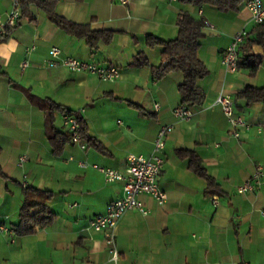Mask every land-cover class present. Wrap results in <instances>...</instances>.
Returning <instances> with one entry per match:
<instances>
[{
  "label": "crops",
  "instance_id": "obj_1",
  "mask_svg": "<svg viewBox=\"0 0 264 264\" xmlns=\"http://www.w3.org/2000/svg\"><path fill=\"white\" fill-rule=\"evenodd\" d=\"M14 1L0 0V15L10 12ZM249 1H243L239 12L226 13L182 0H130L127 5L118 0H59V15L92 31L114 32L97 49L32 7L35 21L22 18L0 43L5 72L0 77V223L13 230L19 225L24 184L53 193L48 205L56 219L28 235L0 232V264H264V104L238 99L248 86L264 87V60L255 76L244 66L229 71L222 64L243 30L247 37L239 56L264 55L262 45L249 43L256 26ZM181 13L204 20L198 56L209 70L198 82L203 103L193 107L188 121L173 114L182 104L183 74L154 80L152 67L162 63V47L147 43L150 35L176 38ZM53 47L61 50V58L117 66L121 77L104 82L94 74L51 67ZM139 55L148 58V67L132 65ZM25 60L30 65L22 70ZM221 93L232 96L237 112L252 124L239 139L230 132L222 108L214 105ZM44 99L81 113L92 140L85 141V150L72 142L60 111L55 129L65 141L49 138L46 113L37 103ZM169 125L174 129L162 151L160 182L167 202L160 206L143 195L149 214L129 211L123 216L116 229L119 259L114 261L105 234L90 223L124 196L123 184L108 183L102 173L81 169L79 162L121 170L128 154H153L162 127ZM184 150L196 152L217 186L209 188L189 168V158L178 153ZM23 156L28 161L21 168ZM258 166L263 168L260 186L239 193ZM215 197L219 206L213 204Z\"/></svg>",
  "mask_w": 264,
  "mask_h": 264
},
{
  "label": "trees",
  "instance_id": "obj_2",
  "mask_svg": "<svg viewBox=\"0 0 264 264\" xmlns=\"http://www.w3.org/2000/svg\"><path fill=\"white\" fill-rule=\"evenodd\" d=\"M22 8V18H29L30 21H35L32 14V7H37L42 10L49 20L57 27L67 33L84 39L92 49L98 48V43L101 41L110 42L114 32L110 31H92L87 24H78L72 22L57 12L59 0H18ZM185 3L192 4L198 7L205 5L212 6L221 12H239L243 6L244 0H182ZM20 19V20H21ZM19 20V22H20ZM205 24L203 19H197L188 13H181L178 22V35L171 40H162L153 35L148 36L147 43L150 47H162V63L157 67H152V78L160 80L166 75L179 72L184 76L183 83L179 86V93L182 104L196 107L203 103L205 98L203 90L198 86V82L204 79L209 70L205 64L199 59V51L201 40L204 36ZM14 29H10L8 34L0 38V43L6 42ZM252 33H255V39H250L249 43L259 44L264 47V24H256ZM250 35V34H249ZM248 35V36H249ZM242 47V46H241ZM244 50H248L244 47ZM264 55L245 52L239 56L238 67L244 66L249 69L250 75L255 76L259 67L262 65ZM136 68L148 67L150 62L147 57L139 55L132 64ZM0 65V77L4 76ZM238 99L246 101L248 104H264V87L248 86L246 90L238 96ZM45 111L47 121V134L51 140H57L59 137L55 129V114L56 112L74 113L77 114L83 132L84 141L92 142L88 137L87 123L84 118L67 108L56 104L52 100L44 99L37 102ZM69 140V137H66ZM59 140V139H58ZM61 141H65L61 137ZM59 140V141H60ZM1 152V150H0ZM179 156L189 158V168L199 177L205 179L209 188L218 184L214 178L208 173V170L203 166L200 157L196 152L191 150L179 151ZM2 174V171H0ZM25 202L20 212L19 225L14 229L17 234H31L35 228H46L50 226L56 219V215L51 211L48 203L53 198V193L50 191L39 190L33 187H25Z\"/></svg>",
  "mask_w": 264,
  "mask_h": 264
},
{
  "label": "built area",
  "instance_id": "obj_3",
  "mask_svg": "<svg viewBox=\"0 0 264 264\" xmlns=\"http://www.w3.org/2000/svg\"><path fill=\"white\" fill-rule=\"evenodd\" d=\"M118 1L123 5H127L130 0ZM247 7L251 11L254 23L264 24V2L262 0H251L248 2ZM21 16L22 8L19 1L15 0L10 12L6 15H0V38L5 37L10 29H15L18 26ZM246 37L247 32L245 30L240 31L227 49L222 59V64L227 70L236 71L238 69V52ZM49 54L51 57L49 65L51 67L61 65L71 72L94 74L104 82H115L121 77V70L117 66H101L75 58H61L62 52L58 47H53ZM29 65V61L25 60L21 66L22 70H26ZM214 105L222 108L229 122V130L235 138H241L242 133L252 127V124L242 114L237 112L235 100L229 94H219ZM156 107L158 108V105ZM173 114L178 121H188L192 118L194 112L191 106L181 104L174 110ZM62 118L72 142L82 150H85L87 144L83 139L82 126L77 114L64 113ZM173 129L171 125L162 127L156 139L153 154L150 156L128 154L125 158V166L121 170L100 166L87 161L79 162L81 169H94L102 173L108 183L119 182L123 184L124 196L109 204L106 213L96 217L90 223L93 230L105 234L106 243L109 246V252L114 261H118L119 259V251L116 247V229L123 216L129 211L141 212L144 215L149 214V209L146 208L145 203L141 199L143 195L153 197L160 206L165 205L167 202V193L160 185L165 165L162 151L166 145V138L172 133ZM27 161V156L21 157L19 166L23 168ZM262 175L263 168L258 166L250 180L238 188V192L241 194L254 192L261 184ZM24 187H27V185L24 184ZM213 204L219 206L220 200L218 197L213 198ZM262 214L264 215V211ZM0 232L15 235L13 229L1 223Z\"/></svg>",
  "mask_w": 264,
  "mask_h": 264
}]
</instances>
